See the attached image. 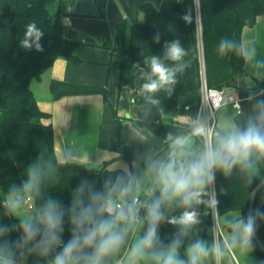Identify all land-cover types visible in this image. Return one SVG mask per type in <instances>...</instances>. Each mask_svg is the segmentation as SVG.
<instances>
[{
    "label": "trees",
    "instance_id": "1",
    "mask_svg": "<svg viewBox=\"0 0 264 264\" xmlns=\"http://www.w3.org/2000/svg\"><path fill=\"white\" fill-rule=\"evenodd\" d=\"M74 4L75 0H0V189L7 191L12 183L19 186L28 164L39 165L43 169V179L41 194L35 203L39 205L51 197L60 201L66 209L71 206L72 193L82 181H88L101 189L106 181L115 182L117 175L134 173L122 168L110 169L108 165L114 160L123 159L129 163L137 160L145 167L149 161L145 162L123 149L120 138H112L111 149L115 156L104 160L101 165L73 160L59 161L55 151L52 113L40 107L31 86L33 80H41L43 73L51 69L61 57L75 63L83 62L77 53L81 45L105 47L110 50L111 56L115 52L121 54L119 87L131 91V99L135 104H161L175 113L190 117L195 123L203 80L209 87L227 91L237 86V79L246 72L243 29L247 25H256L258 18L264 15V0H162L160 5L144 2L138 5L144 13V21L120 20L107 44L80 34L76 27L64 22L66 17L90 16L75 12ZM98 16L106 19L104 8H101ZM33 23L42 33L39 40L41 50H37L31 40L32 46L29 48L22 44L28 25ZM174 41H180L186 53L178 62L169 60L165 55L166 45ZM222 42L227 45L223 50L220 47ZM152 57H157L169 68L184 65L183 70L176 73V83L171 86V92L167 86L155 93L143 90L144 84L156 79L151 71ZM111 60L107 63L109 69ZM142 71L146 72V77L139 84ZM254 88L264 89V79L255 78ZM49 90L53 100L66 96L101 95L105 103L113 107L120 132L121 117L109 100L105 85L53 77ZM137 123L158 135L170 125L139 119ZM174 126L179 128L182 125ZM251 159L253 163L248 169L237 165L228 175L221 171L215 172L214 192L218 216L238 211L240 215L236 220H247L251 191L264 177L262 159ZM263 189L264 186L258 193L254 211ZM207 193L203 199L212 209L210 185ZM3 208L0 203V224L11 226L18 223V220L5 216ZM168 215L174 216V213L170 211ZM161 225L163 231L170 232L171 236L160 238L164 244L170 243L175 235L173 225L167 222ZM204 226L203 240L209 248L214 244L216 246L213 215ZM20 235L19 231L9 233L13 240L19 239ZM61 236L65 243L71 238L67 215ZM252 240L264 262V252L253 236ZM131 241L132 237L129 236L125 247H129ZM218 244L221 252L228 254L226 243L220 236ZM59 250L57 248L55 251ZM180 250L184 254L185 249L181 247ZM55 251L48 257L33 254L28 257L26 264H49ZM123 255L121 251L120 256ZM119 258H114L112 264ZM215 259L216 255L209 256L204 264H215Z\"/></svg>",
    "mask_w": 264,
    "mask_h": 264
},
{
    "label": "clouds",
    "instance_id": "2",
    "mask_svg": "<svg viewBox=\"0 0 264 264\" xmlns=\"http://www.w3.org/2000/svg\"><path fill=\"white\" fill-rule=\"evenodd\" d=\"M41 35L34 23L29 24L23 46L31 47V40L41 50ZM226 46L222 42L221 50ZM185 54L180 41L166 45L165 55L173 62L181 61ZM183 67L169 68L152 57L151 71L156 79L144 84L143 90L155 93L167 86L171 92L176 73ZM255 110L259 114L249 118L246 126L212 128L200 122L193 123L190 134H169L166 157L150 160L141 176L117 175L115 182L106 181L101 189L82 181L67 209L51 197L35 203L41 194L43 169L29 163L19 186L12 183L7 191L0 189L4 215L18 220L11 226L0 224V264H26L29 256L48 257L57 248L60 250L55 251L49 264H112L118 256L115 264H204L220 249L215 244L209 248L202 239L187 245L186 259L180 257L184 238L200 223L194 205L205 202L203 197L214 183L216 171L228 175L237 165L250 168L252 157L264 159V101L258 102ZM176 208L183 211L178 216L168 215ZM65 215L71 228L66 243L61 236ZM255 220L256 214L246 221L237 220L230 246L250 247ZM164 222L178 229L168 244L159 235ZM12 231L21 233L19 239L9 237ZM129 236L131 245L125 247Z\"/></svg>",
    "mask_w": 264,
    "mask_h": 264
},
{
    "label": "rangeland",
    "instance_id": "3",
    "mask_svg": "<svg viewBox=\"0 0 264 264\" xmlns=\"http://www.w3.org/2000/svg\"><path fill=\"white\" fill-rule=\"evenodd\" d=\"M162 0H75L73 10L77 13L88 14L90 16L80 17V23L82 26L76 27L80 34L87 35L95 38L98 42L103 41L108 44L109 37L113 36L116 24L122 19H128L131 22L144 21V13L138 8V5L144 2H152L155 5H160ZM101 8L105 9L106 19L98 16L101 13ZM66 24L71 25V20L66 17L64 18ZM81 50L85 52L86 57H88V62L83 64L86 69V76L80 77L85 80H100L102 79V84L94 85H105L107 87V95L112 105L117 108L118 115L121 117L122 127L120 132L118 130V122L115 118L113 107L109 103H105L102 98L101 101L105 104L108 113L110 115L111 121L115 123V134L114 138H120V143L127 152L133 154L136 157L141 158L145 162L152 159L164 158L166 157L169 148L161 152L165 147L166 143H170L167 140V136L171 134L173 137L178 135H186L185 131L180 128H172L166 126L163 132L158 135L154 132L155 139L161 141L163 145L156 152L151 151L152 140L142 135L139 131L140 128L150 130L144 127H140L137 120H147L154 122H164L183 125V123L188 122V116L184 114H179L173 112L171 109L165 107L161 104H150L139 106L133 102L131 99V91L127 88L120 89L119 87V63L121 59L120 53H113L111 56L110 50L105 47H93L81 45ZM111 60V68L109 69L107 63ZM146 77V72L142 71L139 77V84ZM41 82L37 85L38 90L35 88V84ZM87 84V81H77ZM32 89L35 90L38 101L42 102L46 99L47 92H49V86L47 81L42 77V81L33 80ZM230 92V91H229ZM237 109L229 102L225 103L216 113L217 124L221 126L225 125H238L237 121L233 117V113H236ZM106 126V122L104 123ZM159 152H161L159 154ZM156 156V157H155ZM155 157V158H154ZM97 164L95 166L101 165ZM114 165L115 168H122L127 171H134L137 176H141L146 167L137 160L129 163L123 159H117L109 163L108 167ZM194 210L198 213V218L200 223L194 225L190 230V234L184 238L181 245L182 248H186L188 244L194 242L196 239L203 240V234L205 233L204 223L210 219L213 215V208L211 209L210 204L204 202L200 205H194ZM183 211L182 208H176L174 211V216H178ZM240 213L238 211H231L223 215L218 216V224L216 225L213 216V226H214V238L217 241L216 247L220 249L218 244L219 236L222 237L228 248V254L224 255L221 252L216 254L215 264H263L260 255L255 250V245L251 239L250 247L245 248L243 246H230V240L232 238L233 228L232 226L237 222V217ZM231 222V223H230ZM230 224V225H229ZM178 229L173 226V233L176 234ZM159 235L164 238H170V232H164L163 226H159ZM132 242V241H131ZM168 244V243H165ZM230 248H229V246ZM180 257L186 259L183 252L180 250Z\"/></svg>",
    "mask_w": 264,
    "mask_h": 264
},
{
    "label": "crops",
    "instance_id": "4",
    "mask_svg": "<svg viewBox=\"0 0 264 264\" xmlns=\"http://www.w3.org/2000/svg\"><path fill=\"white\" fill-rule=\"evenodd\" d=\"M68 18L71 20L72 26H82L79 20L80 17ZM242 40L246 58V72L237 79V86L228 90V92H237L241 99L240 110L233 113L238 126H246L249 118H255L259 113L258 110L254 111V106L258 102L264 101V89L254 88L255 78L264 79V15L258 18L256 25L244 27ZM77 53L84 60L83 62L75 63L61 57L57 59L51 69L43 73L42 77L47 81L48 86L53 77L72 82L103 83L102 79L85 80L80 78L87 74L83 64L88 62V57L80 47L77 49ZM37 81H42V79ZM40 83L35 84L36 90H38L37 85ZM33 91L35 92L34 89ZM48 91L46 99L42 102L39 101V105L42 109L52 113V122L55 127V151L59 161L73 160L97 165L115 156V152L111 149L112 138L115 134V123L111 121L108 110L101 101L103 98L101 95L66 96L53 100L50 90ZM188 118L189 121L183 123L184 126L179 127L185 131L186 135L191 133L190 127L193 125L190 117ZM105 122L106 126L104 125ZM171 123H168L170 124L168 126L176 129L174 122ZM219 127L217 124V128ZM139 131L142 132L143 136L152 140V152H156L161 148L163 143L155 139L151 130V134L143 128H140ZM169 144L166 143L168 148ZM167 147L161 152L165 151ZM262 162L264 163V159H262ZM109 168L115 169L113 163ZM254 214H256V231L264 242V189L259 195ZM255 250L257 251L256 248ZM257 253L259 254L258 251ZM260 258L262 259L261 255Z\"/></svg>",
    "mask_w": 264,
    "mask_h": 264
},
{
    "label": "built area",
    "instance_id": "5",
    "mask_svg": "<svg viewBox=\"0 0 264 264\" xmlns=\"http://www.w3.org/2000/svg\"><path fill=\"white\" fill-rule=\"evenodd\" d=\"M227 102L231 103L235 109L240 110L241 99L237 92L234 91L228 92L225 89L209 87L203 80L201 87V102L195 123L204 122L212 128H217L216 113ZM192 126L190 127V131H192ZM210 188H211L212 201L213 200L216 201L215 192H214L215 190L214 183L210 185ZM212 208H213V216H215L214 219L217 225L218 214L216 212V203L215 205H212Z\"/></svg>",
    "mask_w": 264,
    "mask_h": 264
},
{
    "label": "water",
    "instance_id": "6",
    "mask_svg": "<svg viewBox=\"0 0 264 264\" xmlns=\"http://www.w3.org/2000/svg\"><path fill=\"white\" fill-rule=\"evenodd\" d=\"M264 186V177L262 178V180L253 188V190L251 191V195H250V203H249V209H248V217L252 214H254V205H255V201L257 199L258 193L260 192V190L262 189V187ZM253 237L255 238L256 242L258 243V245L260 246L261 250L264 252V242L262 241L261 237L259 236V234L256 231H254Z\"/></svg>",
    "mask_w": 264,
    "mask_h": 264
}]
</instances>
